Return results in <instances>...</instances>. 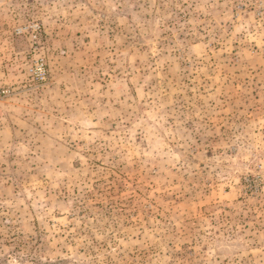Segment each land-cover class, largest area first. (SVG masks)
Returning <instances> with one entry per match:
<instances>
[{"label": "rangeland", "instance_id": "1", "mask_svg": "<svg viewBox=\"0 0 264 264\" xmlns=\"http://www.w3.org/2000/svg\"><path fill=\"white\" fill-rule=\"evenodd\" d=\"M0 264H264V0H0Z\"/></svg>", "mask_w": 264, "mask_h": 264}]
</instances>
